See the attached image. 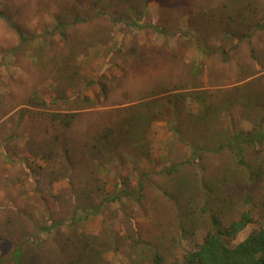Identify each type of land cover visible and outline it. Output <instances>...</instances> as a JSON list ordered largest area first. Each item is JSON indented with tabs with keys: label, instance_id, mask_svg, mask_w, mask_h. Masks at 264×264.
I'll use <instances>...</instances> for the list:
<instances>
[{
	"label": "rangeland",
	"instance_id": "rangeland-1",
	"mask_svg": "<svg viewBox=\"0 0 264 264\" xmlns=\"http://www.w3.org/2000/svg\"><path fill=\"white\" fill-rule=\"evenodd\" d=\"M263 24L264 0H0V264H173L210 214L249 213L229 247L264 227V141L217 151L264 123Z\"/></svg>",
	"mask_w": 264,
	"mask_h": 264
},
{
	"label": "trees",
	"instance_id": "trees-1",
	"mask_svg": "<svg viewBox=\"0 0 264 264\" xmlns=\"http://www.w3.org/2000/svg\"><path fill=\"white\" fill-rule=\"evenodd\" d=\"M258 27L264 28V24ZM155 30L161 31L160 29ZM221 104L226 106L229 103ZM138 116L136 115V117ZM132 117L131 120H133ZM124 133L127 136L129 128L125 129ZM108 135L106 134L103 138L107 139ZM227 138V141L220 145L217 151L229 148L236 164L244 166L243 150L249 147L256 148L259 143L264 141V123L256 122L253 131L245 134L235 133ZM195 158V153H193L190 155V159L183 163L195 164L197 163ZM249 223H251V217L248 212L241 213L238 220L229 223L227 226H222L216 215L210 214V227L201 243L196 245L192 251L184 254L180 261H175L173 264H264V227L252 231L242 242L233 247H229L224 243V237H234ZM55 226V224L51 225L52 228ZM46 230H49V228H46ZM20 260L21 249H17L12 264H20ZM151 264H163L162 257L157 252L153 254Z\"/></svg>",
	"mask_w": 264,
	"mask_h": 264
}]
</instances>
